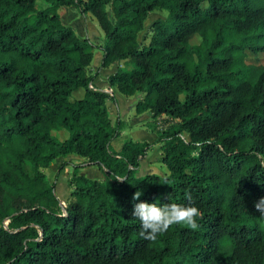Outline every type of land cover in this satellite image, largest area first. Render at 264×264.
Returning a JSON list of instances; mask_svg holds the SVG:
<instances>
[{
  "label": "trees",
  "instance_id": "16d2710c",
  "mask_svg": "<svg viewBox=\"0 0 264 264\" xmlns=\"http://www.w3.org/2000/svg\"><path fill=\"white\" fill-rule=\"evenodd\" d=\"M39 2L0 0V264H264V63L245 60L264 51V0ZM61 5L90 12L100 42L64 23ZM154 8L166 13L139 45ZM92 46L99 67L123 60L106 81L141 93L136 113L163 114L147 124L153 140L111 145L121 120L87 71ZM156 142L167 171L136 175ZM69 152L102 177L73 167L62 204L41 168ZM140 202L195 206L199 226L144 240Z\"/></svg>",
  "mask_w": 264,
  "mask_h": 264
},
{
  "label": "rangeland",
  "instance_id": "374dc122",
  "mask_svg": "<svg viewBox=\"0 0 264 264\" xmlns=\"http://www.w3.org/2000/svg\"><path fill=\"white\" fill-rule=\"evenodd\" d=\"M56 11L59 13L61 20L64 23L71 25L77 34L87 36L91 40V42L95 44L100 42L102 38V30L100 29L96 22V19L90 12L86 11L81 14L75 7L69 5H61L56 9ZM165 13L166 11L162 8H154L147 13L146 17L143 20L142 28L137 32V40L139 42V45H143L148 41V37L150 35V22L157 17H163ZM196 39V36H193L191 38V41H195ZM90 50L92 56L88 64L87 71L94 75V83L97 86L104 88L108 93L105 102L107 105L108 115L110 116L111 120L113 121L116 118H119L121 120L120 133L112 140L111 145L114 148H117L121 141L124 138L128 137L132 139H145L148 141L153 140L155 138V132L152 131L147 124L148 122L152 121L157 127L163 125V114L152 118L149 111L147 110L136 113L134 111V102L141 97V93L135 92L133 94L126 95L118 91L117 88L112 85L111 87L116 97L115 101L112 97L113 95L110 86L107 85L106 75L109 72H112L116 65L122 64L123 60L120 59L109 63L107 66L99 67V60L101 56L100 48H98L97 46H92ZM245 60L259 61L264 63V51H260L256 54L247 52ZM80 94V89L73 92L74 96H78ZM180 96L182 95L180 94ZM62 131L66 134V131ZM52 133L55 134V130H53ZM145 154L146 155L139 159L138 167L135 171L136 175H141L145 172H155L158 174H163L164 172H166L165 165L157 160L159 156L157 142L153 143L151 147L147 149ZM62 156L67 158V162L69 160L70 161L63 165V167L58 171L56 175L55 173L57 170V165L59 164V162H61L56 158L53 159L47 166L41 169L45 173V176L49 182L55 181L54 192L63 204L66 201L67 194L70 189V185H68L67 183V178L71 175L72 169L74 167L73 164L81 162L80 159L84 158V156L74 152H69L59 157ZM24 167L28 171V173H31L27 163H24ZM74 168H76L78 172L90 177H102L100 170L94 164H79Z\"/></svg>",
  "mask_w": 264,
  "mask_h": 264
},
{
  "label": "clouds",
  "instance_id": "9594fccd",
  "mask_svg": "<svg viewBox=\"0 0 264 264\" xmlns=\"http://www.w3.org/2000/svg\"><path fill=\"white\" fill-rule=\"evenodd\" d=\"M123 181L124 179H118ZM169 183L165 178V184ZM143 195L138 190L133 194V201ZM255 209L264 216V198L255 203ZM131 215L141 222L140 236L144 240L156 241L159 235L166 233L174 225H184L190 229H197V218L201 217L199 209L195 206H182L178 204L134 203Z\"/></svg>",
  "mask_w": 264,
  "mask_h": 264
},
{
  "label": "crops",
  "instance_id": "0c3cea01",
  "mask_svg": "<svg viewBox=\"0 0 264 264\" xmlns=\"http://www.w3.org/2000/svg\"><path fill=\"white\" fill-rule=\"evenodd\" d=\"M110 89H111V91H112L113 98H114V100L116 101V97H115V95H114V92H113L111 86H110ZM138 117H140V116H138ZM117 148H118V147H117ZM145 155H146V154H145ZM56 159H57L58 161H62V160H66L67 158H65V157H63V156H62V157H59V156H58V157H56ZM83 159H84V158H81L80 161H82ZM69 161H70V160H69ZM69 161H68V162H69ZM65 164H66V163H65ZM65 164H64V165H65ZM166 171H167V169H166ZM164 173H165V172H164Z\"/></svg>",
  "mask_w": 264,
  "mask_h": 264
}]
</instances>
